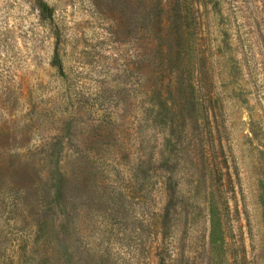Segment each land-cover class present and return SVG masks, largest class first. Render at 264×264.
<instances>
[{"label": "rangeland", "instance_id": "374dc122", "mask_svg": "<svg viewBox=\"0 0 264 264\" xmlns=\"http://www.w3.org/2000/svg\"><path fill=\"white\" fill-rule=\"evenodd\" d=\"M0 264H264V0H0Z\"/></svg>", "mask_w": 264, "mask_h": 264}, {"label": "trees", "instance_id": "16d2710c", "mask_svg": "<svg viewBox=\"0 0 264 264\" xmlns=\"http://www.w3.org/2000/svg\"><path fill=\"white\" fill-rule=\"evenodd\" d=\"M44 11L45 12H47V13H49V15H50V13H51V10H50V8L48 7V6H44ZM54 63V65H57V62H53ZM217 226H218V224H219V222H217V223H215ZM216 225H214V222H213V228H214V226H216Z\"/></svg>", "mask_w": 264, "mask_h": 264}]
</instances>
